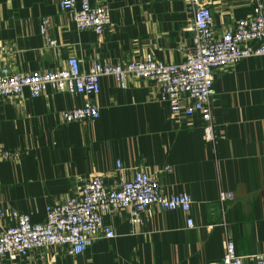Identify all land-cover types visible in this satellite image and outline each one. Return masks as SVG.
<instances>
[{
    "label": "crops",
    "instance_id": "crops-1",
    "mask_svg": "<svg viewBox=\"0 0 264 264\" xmlns=\"http://www.w3.org/2000/svg\"><path fill=\"white\" fill-rule=\"evenodd\" d=\"M202 1L216 36L253 7V0ZM90 3L110 8L101 35L78 31L57 0H0V65L32 73L64 68L71 56L84 70L95 61L124 63L146 54L167 63L183 60L192 24L185 0ZM44 17L53 46L40 32ZM213 88L214 147L197 115L172 114L158 85L144 78L130 76L122 88L114 77L101 76L93 121L62 119V112L83 104L82 94L48 88L35 98L27 90L0 97V150L19 153L0 159V210L43 221L47 205L80 195L94 174L112 185L136 171L156 178L163 194L186 193L192 200L187 214L151 205L140 226L123 212L107 214L115 237L98 238L82 253L38 248L15 259L0 257V264H221L226 238L240 255L264 253V55L214 70ZM221 192L230 194L224 203Z\"/></svg>",
    "mask_w": 264,
    "mask_h": 264
},
{
    "label": "built area",
    "instance_id": "built-area-1",
    "mask_svg": "<svg viewBox=\"0 0 264 264\" xmlns=\"http://www.w3.org/2000/svg\"><path fill=\"white\" fill-rule=\"evenodd\" d=\"M192 12L190 44L184 48L180 62L167 63L146 54L141 60L124 63L93 62L82 69L79 60L71 56L66 67L32 73L13 72L0 65V97L18 96L24 90L35 98L48 88L54 92L82 94V105L62 112L65 122L93 121L99 117L95 96L99 92L101 76H112L122 88L128 77L155 82L160 99L172 114L185 117L197 115L201 121L205 141L215 146L213 71L227 69L241 59L264 55V0H253L250 15L238 18L234 26L216 36L210 7L202 0H185ZM61 9L71 13L78 31L92 29L101 35L110 24V8L105 4H91L90 0H57ZM50 20L42 18L40 32L47 44L55 41L49 34ZM19 155L16 151L0 150V159ZM165 169L170 170L169 167ZM230 198L228 192L219 194V202ZM192 200L186 193L165 195L156 178L144 171H136L130 179H120L108 185L101 174H94L81 186L80 195L49 204L43 221H32L30 214L13 209L0 210L6 224L0 227V257L15 259L31 250L63 247L64 252L76 255L84 252L98 238H113L115 232L104 220L105 215L123 212L130 224L140 226L151 205L161 210L178 209L189 212ZM193 227V220L186 218ZM264 264V253L240 255L232 239L226 238L221 264Z\"/></svg>",
    "mask_w": 264,
    "mask_h": 264
}]
</instances>
